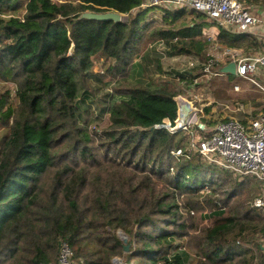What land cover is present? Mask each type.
I'll return each instance as SVG.
<instances>
[{"label": "trees", "instance_id": "trees-1", "mask_svg": "<svg viewBox=\"0 0 264 264\" xmlns=\"http://www.w3.org/2000/svg\"><path fill=\"white\" fill-rule=\"evenodd\" d=\"M143 2L28 0L23 6L0 0V81L14 82L18 98L13 105L10 90L0 92V123L7 127L0 144V264L20 252L31 255L24 256L26 264L50 263L56 242L60 248L63 241L79 264H115L116 256L135 264H189L190 252L175 244L191 226L181 219L178 197L195 195L202 185L224 186L218 174L238 176L197 152L173 154L186 131L156 126H175L178 118V90L170 81L117 88L110 124L101 130H87L80 121V82L99 53L118 63L113 73L129 66L130 74L140 66L134 59L146 35L163 40L170 55L201 47L197 26L151 28ZM111 10L127 19L79 18ZM227 30L221 41L241 42ZM260 185L251 175L229 182L226 199L236 202L218 204L212 213L216 220L201 236V264L253 263L246 231L264 229V208L254 205ZM244 190L254 195L248 201L238 199ZM119 230L136 243L132 252H125Z\"/></svg>", "mask_w": 264, "mask_h": 264}, {"label": "rangeland", "instance_id": "rangeland-1", "mask_svg": "<svg viewBox=\"0 0 264 264\" xmlns=\"http://www.w3.org/2000/svg\"><path fill=\"white\" fill-rule=\"evenodd\" d=\"M23 4L28 0H20ZM57 3H63L66 1L79 2V0H53ZM157 7L142 8L146 11V22L151 24V28H170L163 24V16L161 12H158ZM179 7L169 9L168 11L180 12ZM24 10H22L23 12ZM166 12V10H164ZM190 12V10H188ZM127 19V14H125V20ZM182 19L177 21L181 24ZM168 30V29H167ZM141 56L135 58L134 60L141 63L142 66L138 68H133L129 72V66L124 72H119L118 74L113 73L112 68L118 64L111 58H108L103 53H99L96 57V62L94 70L89 74L85 81L80 82L79 90V104L80 109L78 111L80 121L85 125L87 130H101L110 124V114L109 108L114 100V95L117 93V88H126L131 85H159L165 81H170L172 86L176 87L178 90V95H182L185 99L193 101L192 105L198 108L197 117L195 120L201 122V120L211 126L210 123L213 120L220 121L217 119H203L201 116V87L203 83L209 80L215 71L209 65L210 61H224V56H213V54H208L204 56V60L201 61V54L189 55V56H177L170 55L168 53L167 45L163 40L153 41L151 34L146 35L144 41L141 44ZM72 53V52H71ZM174 57L176 59H174ZM206 67L209 71H206ZM204 68V71H201ZM99 76H98V75ZM209 76V77H207ZM264 85V82L261 81ZM10 90V98L12 104L15 105L18 102L16 96V84L14 82L3 83L0 81V92H5ZM125 90V89H124ZM177 95V96H178ZM206 96V95H205ZM193 115H191L192 117ZM232 118V117H231ZM236 118V117H234ZM238 119V118H237ZM224 120V119H221ZM241 120V119H240ZM169 123V121L167 122ZM7 131L6 123H0V144L2 137ZM185 131V130H184ZM204 161V160H203ZM205 162V161H204ZM207 163V162H205ZM208 164V163H207ZM234 177V178H233ZM231 177L228 174L222 173L217 175L216 182H225V185H218L215 191L212 186L202 185L199 188L198 193L195 195H189L188 193L181 194L178 197L180 204L183 206L181 211V219L187 218L190 223L189 231L182 240L175 241V244L181 246L185 250H188L191 254L189 264H201V236L205 232L207 226H212L216 220V217L212 214L218 208V204L227 203L229 208L232 202H229L226 198L225 190L229 188V182H242V178L239 176ZM236 177V178H235ZM238 179V180H237ZM239 200H250L248 197L252 195L248 190H244L239 195ZM236 202V201H235ZM246 202V201H245ZM258 226V225H257ZM261 224L257 228H251L247 230L246 233L249 235V241L246 242L247 246L254 247V252L256 253V258L253 263L258 264L260 260L264 259V252L259 248L264 246V229ZM121 238L125 233L118 231ZM128 236V235H127ZM129 242L136 247V243L128 236ZM263 248V247H262ZM131 249V247H130ZM130 251V250H129ZM59 252V243L56 242V248L54 252H51V261H57ZM128 253V251H125ZM132 252V251H130ZM24 256L30 258L31 255L24 253H19L17 259L14 261H7L5 264H26ZM115 264H135L133 261L126 262L125 257L116 256L113 259ZM252 263V264H253Z\"/></svg>", "mask_w": 264, "mask_h": 264}, {"label": "built area", "instance_id": "built-area-1", "mask_svg": "<svg viewBox=\"0 0 264 264\" xmlns=\"http://www.w3.org/2000/svg\"><path fill=\"white\" fill-rule=\"evenodd\" d=\"M141 7L163 9L187 7L205 13L232 32L245 34L252 32L259 25L264 35V12H255L242 0H144ZM226 55L231 56V54ZM235 61L236 73L254 81L253 74L257 71L258 65H264V55L243 57ZM216 63L217 61L212 60L209 65L213 67ZM205 70L209 71V68L206 67ZM181 98L185 97L178 95L176 100ZM193 108V116L189 118L183 129L188 138L183 146L173 151V154L182 157L187 153L197 152L208 164L228 169L242 180L249 175L256 177L261 183V191L255 198L254 205L264 208V113L253 118L249 124L232 117L208 126L202 120L200 122L194 119L197 117L198 108L194 105ZM156 126L168 128L173 133L178 131L171 122ZM46 264H79V261L74 258L71 245L63 241L57 261Z\"/></svg>", "mask_w": 264, "mask_h": 264}, {"label": "crops", "instance_id": "crops-1", "mask_svg": "<svg viewBox=\"0 0 264 264\" xmlns=\"http://www.w3.org/2000/svg\"><path fill=\"white\" fill-rule=\"evenodd\" d=\"M242 1L255 12H264V0ZM156 9L163 16V24L170 28L172 27L175 31H183L184 28L189 26H197L199 29L195 39L201 41V47L197 46L192 48L190 52L181 51L176 54L177 56L201 54V61L208 54L225 57L224 61H217L213 65L215 67L211 70L215 71L213 76L203 83L201 87V116H203V119L208 121V119L221 120L236 117L239 120L241 119L245 124H249L253 118L264 113V85L260 82V80L264 82V65H258L257 71L253 74L254 81L242 77L237 73L232 74L223 72L222 70L230 62H236L235 60H239L240 58L264 55V35L261 26L258 25L252 32L245 34L227 30L231 33L230 36L237 34L241 37L239 38L241 42H236L235 45H229L221 41L219 37L224 27L203 12H198L187 7L179 8V11H184L176 19L175 15H177V11H170L171 13L167 14L163 8L157 7ZM172 19L177 21L182 19V25L173 27L171 24ZM165 29L167 30L169 28ZM176 40L177 38H175ZM226 54H231V56ZM235 56H237L236 59ZM175 57L174 59H176ZM139 65L140 67L142 66L141 63ZM201 71L205 72L204 68ZM237 86L238 88H236ZM215 122L216 120H213L210 123L214 124Z\"/></svg>", "mask_w": 264, "mask_h": 264}, {"label": "water", "instance_id": "water-1", "mask_svg": "<svg viewBox=\"0 0 264 264\" xmlns=\"http://www.w3.org/2000/svg\"><path fill=\"white\" fill-rule=\"evenodd\" d=\"M80 19H97V20H114L116 22H122L125 19V14L118 11H107V12H94V11H86L81 14ZM74 51V47L71 48V52ZM223 72H228L235 74L236 73V62H230L226 66L222 68ZM178 102V118L176 120L175 129L178 131L183 130L189 118L193 114L194 108L192 103L185 99L181 98L177 100ZM124 243V250L129 251L131 247V243L129 242V238L126 234L122 237Z\"/></svg>", "mask_w": 264, "mask_h": 264}]
</instances>
